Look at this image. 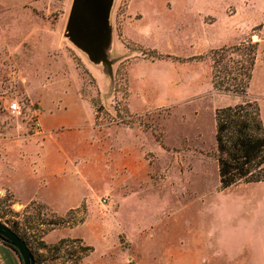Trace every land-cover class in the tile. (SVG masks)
<instances>
[{
	"label": "rangeland",
	"instance_id": "rangeland-1",
	"mask_svg": "<svg viewBox=\"0 0 264 264\" xmlns=\"http://www.w3.org/2000/svg\"><path fill=\"white\" fill-rule=\"evenodd\" d=\"M220 1L222 12L217 1L210 2L217 13L207 19L234 14L228 0ZM72 3L42 0L11 14L0 5V221L25 236L45 264H263L264 225L252 224L261 221L264 185L223 190L215 113L251 99L264 123V23L226 46L258 43V65L245 98L213 86L218 67L212 53L224 47L147 51L122 38L124 24L141 17V6L115 0V57H125L114 66L112 87L102 68L64 36ZM172 9L175 19L186 16L182 5ZM255 12V22L264 18L256 5ZM197 15L190 13H204ZM230 57L241 64L246 59ZM230 57L224 66H233ZM144 60L157 64L149 67ZM238 77V69L225 77L226 87ZM77 94L93 103L94 124ZM130 95L135 108L149 110L131 114ZM14 103L18 114L11 112ZM27 140L47 144L46 161L62 160L61 189H79L87 199L83 207L60 215L38 202L25 206L5 187L19 169L25 171V161L10 173L9 163L25 160L21 149ZM34 147L30 160L40 154ZM125 194L129 206L123 211ZM61 241V251L50 250Z\"/></svg>",
	"mask_w": 264,
	"mask_h": 264
},
{
	"label": "crops",
	"instance_id": "crops-1",
	"mask_svg": "<svg viewBox=\"0 0 264 264\" xmlns=\"http://www.w3.org/2000/svg\"><path fill=\"white\" fill-rule=\"evenodd\" d=\"M216 1L218 2L217 10L222 12L224 7L220 4V0H135V4L141 6V17L135 19L133 23L129 22L127 25L126 23L124 24L122 38L125 41L131 38L129 40L135 42L137 44L136 46L144 48L147 51H157L163 54L174 53V47L177 49V52L191 53L192 49L197 48L198 52L205 53L209 50L219 49L234 43L235 39L238 37L245 36L243 32L247 33L248 30H252L255 26L264 23V18L260 20V16L256 19V22L254 19L255 14H257V12H255V5L257 10L263 11L264 0H228L226 5L235 8L233 15L229 16L225 14L226 16H223L222 14L213 18V20L207 19L209 18L207 15L213 12V10L215 14L217 13L214 7H210V2ZM41 2L42 0H0V5L5 6L6 13L11 14L16 10H22L24 6L27 8L35 4L38 5ZM174 5H182L183 12L186 16L181 19H175L172 9ZM239 6L241 10H238ZM27 10L30 9L28 8ZM178 10L177 8V11ZM201 12H203L204 15L198 18L190 17V13L200 15ZM128 24H130L131 27L128 28ZM117 47L118 43L115 37V52ZM142 62L148 64L149 67H155L157 64L156 62L153 63L151 60H144ZM256 65H258V57ZM76 101L82 104L80 105L82 108L89 106L92 124H94V107L91 100L84 98L81 94H77ZM128 108L129 112L135 115L149 110L146 108L145 110L135 108L132 103L131 95L129 96ZM46 145L45 143L40 145L39 142L33 145V142L29 140L23 143L21 150L25 151V160L22 157L17 159L10 158L9 173L14 166H23L24 161L25 171H23L22 168H17V170H19L15 178L16 180L13 181V184L9 181L5 182V187H8L15 194V197L19 199L20 203H25V206L32 202H38L60 215L80 209L87 201L86 196L77 188L76 190L61 189V180L63 179L61 169L62 160L57 161L48 158L50 160L46 161L43 158L44 154H42ZM55 145L58 147L57 149H62L60 143H55ZM34 146L37 148L39 147L40 154L37 155V159L30 160V152L33 150L31 148ZM57 153L59 155L60 152ZM21 155L23 154L21 153ZM41 155L43 156L41 157ZM48 156H50V154H47V157ZM137 178L138 176H134L133 179L135 184L132 194L133 199L137 197ZM148 178L151 182H154L151 176ZM142 183L141 180L140 184ZM252 184L264 185V181L246 185ZM107 190H109V185ZM127 195L128 194L123 195L120 200V202L125 203L121 205L123 211H125L126 206H129V203H126L127 197L129 196ZM131 207L136 209L138 205H135L134 201ZM261 209V221L252 225H264V200ZM0 264H21V260L17 253L2 241H0Z\"/></svg>",
	"mask_w": 264,
	"mask_h": 264
},
{
	"label": "trees",
	"instance_id": "trees-1",
	"mask_svg": "<svg viewBox=\"0 0 264 264\" xmlns=\"http://www.w3.org/2000/svg\"><path fill=\"white\" fill-rule=\"evenodd\" d=\"M212 54L218 67L214 76V88L224 89L228 92L234 91L239 96L248 98V89L257 62L258 43L251 42L246 46L224 47L215 50ZM233 54L245 55L244 64H241V61H231L230 56ZM227 57H230L233 66L223 65ZM239 65L240 68H238ZM237 69L239 82L234 86L226 87L229 82L225 81V77L228 78ZM238 78L234 81L237 82ZM215 122L216 160L222 188L228 189L240 184L264 181V123L258 103L248 99V101L235 106L220 108L216 110ZM13 231L25 240V236L15 228ZM0 241L14 250L19 256L21 264H23L18 251L1 237ZM63 246L64 241H61L60 244L50 248V250L59 252ZM32 252L36 264H45L42 255Z\"/></svg>",
	"mask_w": 264,
	"mask_h": 264
},
{
	"label": "water",
	"instance_id": "water-1",
	"mask_svg": "<svg viewBox=\"0 0 264 264\" xmlns=\"http://www.w3.org/2000/svg\"><path fill=\"white\" fill-rule=\"evenodd\" d=\"M115 0H73L65 38L82 52L91 64L115 84L114 66L124 57H115V31L112 13ZM0 237L19 253L23 264H36L28 243L0 221Z\"/></svg>",
	"mask_w": 264,
	"mask_h": 264
},
{
	"label": "built area",
	"instance_id": "built-area-1",
	"mask_svg": "<svg viewBox=\"0 0 264 264\" xmlns=\"http://www.w3.org/2000/svg\"><path fill=\"white\" fill-rule=\"evenodd\" d=\"M10 109H11V112H12L13 114H18V113H20V107H19V105L16 104V103L12 104L11 107H10ZM103 203H106V199L103 200Z\"/></svg>",
	"mask_w": 264,
	"mask_h": 264
}]
</instances>
